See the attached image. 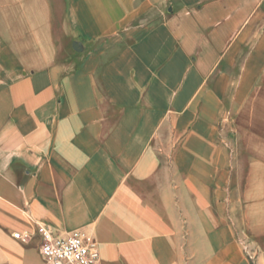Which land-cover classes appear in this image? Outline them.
I'll use <instances>...</instances> for the list:
<instances>
[{
	"label": "crops",
	"instance_id": "0c3cea01",
	"mask_svg": "<svg viewBox=\"0 0 264 264\" xmlns=\"http://www.w3.org/2000/svg\"><path fill=\"white\" fill-rule=\"evenodd\" d=\"M40 226L264 264V0H0V264Z\"/></svg>",
	"mask_w": 264,
	"mask_h": 264
},
{
	"label": "built area",
	"instance_id": "2783aa9c",
	"mask_svg": "<svg viewBox=\"0 0 264 264\" xmlns=\"http://www.w3.org/2000/svg\"><path fill=\"white\" fill-rule=\"evenodd\" d=\"M42 238L40 252L44 264H101L102 257L95 240L76 231L67 237L55 235L46 227L40 226ZM14 238L27 242L29 236L15 233Z\"/></svg>",
	"mask_w": 264,
	"mask_h": 264
},
{
	"label": "rangeland",
	"instance_id": "374dc122",
	"mask_svg": "<svg viewBox=\"0 0 264 264\" xmlns=\"http://www.w3.org/2000/svg\"><path fill=\"white\" fill-rule=\"evenodd\" d=\"M164 1H166L167 3L170 1V0H164ZM263 83V81L262 82H260V84H262Z\"/></svg>",
	"mask_w": 264,
	"mask_h": 264
}]
</instances>
